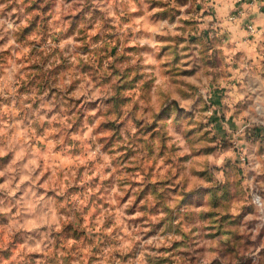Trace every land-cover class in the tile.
Masks as SVG:
<instances>
[{
    "label": "rangeland",
    "instance_id": "rangeland-1",
    "mask_svg": "<svg viewBox=\"0 0 264 264\" xmlns=\"http://www.w3.org/2000/svg\"><path fill=\"white\" fill-rule=\"evenodd\" d=\"M203 9L0 0V264H264V28Z\"/></svg>",
    "mask_w": 264,
    "mask_h": 264
},
{
    "label": "crops",
    "instance_id": "crops-1",
    "mask_svg": "<svg viewBox=\"0 0 264 264\" xmlns=\"http://www.w3.org/2000/svg\"><path fill=\"white\" fill-rule=\"evenodd\" d=\"M201 2L204 6L203 10L210 9L211 13L213 9L215 11L213 15L208 14L207 17L211 28L215 29L216 37L223 32L228 33L231 29H238L237 27L240 26V31L237 30V34L232 37L238 41L247 33L244 29L245 32L242 30L246 23H253L254 26L264 28V0H201ZM234 13L236 17L231 19L230 15ZM257 34L256 32L254 35Z\"/></svg>",
    "mask_w": 264,
    "mask_h": 264
},
{
    "label": "built area",
    "instance_id": "built-area-1",
    "mask_svg": "<svg viewBox=\"0 0 264 264\" xmlns=\"http://www.w3.org/2000/svg\"><path fill=\"white\" fill-rule=\"evenodd\" d=\"M239 1H240V0H239ZM210 7H211V6H210ZM235 14H236V13L231 14V15H230V18L232 19V18L236 17ZM245 29H246V32H247L248 35H254L255 32L257 31V30H256V27L254 26L253 23H246V24H245Z\"/></svg>",
    "mask_w": 264,
    "mask_h": 264
}]
</instances>
